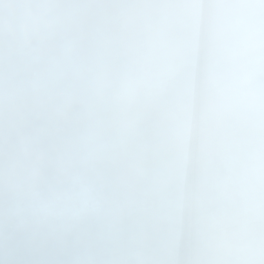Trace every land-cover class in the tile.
<instances>
[{
    "label": "clouds",
    "instance_id": "obj_1",
    "mask_svg": "<svg viewBox=\"0 0 264 264\" xmlns=\"http://www.w3.org/2000/svg\"><path fill=\"white\" fill-rule=\"evenodd\" d=\"M0 264H264V0H0Z\"/></svg>",
    "mask_w": 264,
    "mask_h": 264
}]
</instances>
